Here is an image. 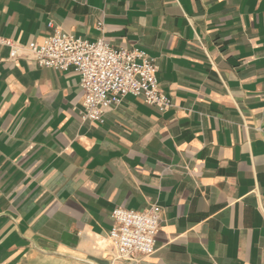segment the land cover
Instances as JSON below:
<instances>
[{"label":"crops","instance_id":"0c3cea01","mask_svg":"<svg viewBox=\"0 0 264 264\" xmlns=\"http://www.w3.org/2000/svg\"><path fill=\"white\" fill-rule=\"evenodd\" d=\"M51 22L146 51L174 107L82 121L80 75L29 59ZM152 206L136 264H264V0H0V264H135L112 212Z\"/></svg>","mask_w":264,"mask_h":264},{"label":"built area","instance_id":"2783aa9c","mask_svg":"<svg viewBox=\"0 0 264 264\" xmlns=\"http://www.w3.org/2000/svg\"><path fill=\"white\" fill-rule=\"evenodd\" d=\"M44 43L30 46L32 63L39 68L68 72L81 77L84 122L103 123L106 115L123 104L128 96L141 98L160 112L174 107L173 101L160 88L159 66L155 58L139 48H115L103 38V24H98L102 36L88 41L73 33L54 27ZM11 48V59H18L20 48L10 40L2 41ZM113 227L109 239L117 259L138 263L156 253L160 230L161 209L152 206L146 211L117 207L112 212Z\"/></svg>","mask_w":264,"mask_h":264}]
</instances>
